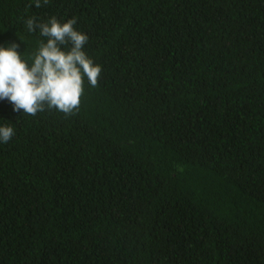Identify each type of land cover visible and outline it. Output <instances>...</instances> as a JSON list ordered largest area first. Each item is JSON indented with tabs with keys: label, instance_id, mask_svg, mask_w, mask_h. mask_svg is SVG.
Instances as JSON below:
<instances>
[{
	"label": "trees",
	"instance_id": "16d2710c",
	"mask_svg": "<svg viewBox=\"0 0 264 264\" xmlns=\"http://www.w3.org/2000/svg\"><path fill=\"white\" fill-rule=\"evenodd\" d=\"M0 0L88 36L76 114L0 100V264H264V0Z\"/></svg>",
	"mask_w": 264,
	"mask_h": 264
},
{
	"label": "clouds",
	"instance_id": "9594fccd",
	"mask_svg": "<svg viewBox=\"0 0 264 264\" xmlns=\"http://www.w3.org/2000/svg\"><path fill=\"white\" fill-rule=\"evenodd\" d=\"M35 7H41L40 0H35ZM76 23L75 19L60 23L55 17L47 23L28 19L27 30L38 29L46 38V42L40 41L31 62L22 59L18 44L0 46V100L11 103L13 111L36 116L55 110L71 116L81 105L85 78L90 86H98L102 67L84 51L88 36L75 29ZM14 135L13 127L0 126V143L7 144Z\"/></svg>",
	"mask_w": 264,
	"mask_h": 264
}]
</instances>
